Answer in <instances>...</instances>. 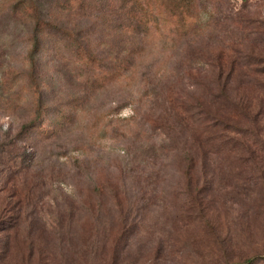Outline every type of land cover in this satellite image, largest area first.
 <instances>
[{"label": "rangeland", "instance_id": "rangeland-1", "mask_svg": "<svg viewBox=\"0 0 264 264\" xmlns=\"http://www.w3.org/2000/svg\"><path fill=\"white\" fill-rule=\"evenodd\" d=\"M71 1L48 7L57 25L37 45L31 16L0 13V204L27 189L26 232L48 264L264 260L257 172L196 154L175 128L178 108L199 119L210 92L256 89L232 65L216 83L215 65L256 43L237 39L230 11L264 23V0H204V33L185 41L157 2L144 18Z\"/></svg>", "mask_w": 264, "mask_h": 264}, {"label": "trees", "instance_id": "trees-1", "mask_svg": "<svg viewBox=\"0 0 264 264\" xmlns=\"http://www.w3.org/2000/svg\"><path fill=\"white\" fill-rule=\"evenodd\" d=\"M39 1L0 0V13L8 12L13 16L33 18L34 45H37L43 27L57 25L56 20L46 16L49 13L48 7L56 6L71 11L73 3L71 0H47L45 4H40ZM77 1L80 9L84 0H76V3ZM116 1L120 2V11L123 13L133 14L140 11L144 14V18L152 13L154 3H159V6L165 9L164 13L172 18L177 26L173 35L180 41L190 37L196 38L197 35L201 36L204 33L199 28V14L201 11L206 13L205 8H202L204 0ZM7 2L9 3L6 5ZM230 16L231 24L237 27V33L240 34V36L237 35V39L247 40L248 38H244V35L250 33L253 34V40L256 43L250 45V49L239 43L240 45L234 48L235 54L221 52L220 63L215 65L216 73H218L216 83H222V79L227 78L228 66L232 65L230 71L237 70V74H251L252 83L256 89L253 92H226L225 86L222 88L223 92L218 94L210 92L209 106L208 108L205 106L201 118L197 116L199 119H196L195 114H191L190 110L178 108L176 113L178 121L175 128L178 134L189 132V140L196 154L205 157L209 155L232 157L235 160L234 168L237 173L257 172L259 176L254 186L261 184L264 188V23L253 20L239 11H230ZM13 196L17 200L16 204L9 206L5 203L0 204L2 207L0 208L2 215L0 218V264H48L43 257L40 242L36 238H30V233L26 232L27 228H30V223L25 221L27 209H29L27 189L15 190ZM259 261L264 262L261 255L240 264H258Z\"/></svg>", "mask_w": 264, "mask_h": 264}]
</instances>
